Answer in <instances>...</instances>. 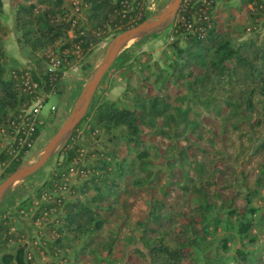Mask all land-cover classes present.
<instances>
[{"label":"trees","instance_id":"obj_1","mask_svg":"<svg viewBox=\"0 0 264 264\" xmlns=\"http://www.w3.org/2000/svg\"><path fill=\"white\" fill-rule=\"evenodd\" d=\"M142 1L11 0L10 26L0 0V181L26 156L13 157L4 146L11 122L40 92L65 91L62 70H50L46 54L72 63L76 46L82 56L96 43L87 31L102 39L145 20ZM248 3L250 24L222 28L215 0H182L170 25V55L140 63L138 85L126 89L129 104L93 99L62 148L64 162L35 195H27L24 181L10 191L5 208L16 206L33 224L44 212L43 222L54 216L45 233L55 237L39 235L25 246L22 229L13 227L3 206L0 264H43L38 248L47 256L44 264H119L117 233L101 237L99 231L106 214L124 221L134 206L131 221L144 247L133 249L137 264H264V172L251 177L229 162L264 152V141L253 148L264 133V32L258 26L264 0H243ZM11 32L25 53L22 66L7 64L4 40ZM26 73L38 85L35 92L23 90ZM53 113L36 127L35 139ZM83 124L89 136L105 135L89 159L78 137ZM80 153L78 173L61 193V173Z\"/></svg>","mask_w":264,"mask_h":264},{"label":"rangeland","instance_id":"obj_2","mask_svg":"<svg viewBox=\"0 0 264 264\" xmlns=\"http://www.w3.org/2000/svg\"><path fill=\"white\" fill-rule=\"evenodd\" d=\"M11 0H3L6 4V13L3 15L4 19L11 17L13 14V9L11 8L10 4ZM170 0H143L142 3L144 4L145 11L147 12V18H153L158 13H160L168 4ZM12 19V18H11ZM175 20V19H174ZM174 22V21H173ZM172 22V23H173ZM171 23V25H172ZM264 21L260 22L259 30L264 32L263 24ZM171 27L170 25L159 32L146 34L138 39L131 40L127 43V45L121 50V53L126 52L125 56L120 60L119 55L115 59L113 65L109 68L106 72L100 84L94 94L93 99H97L98 102L100 101H117L118 105L121 106V103H128L129 101L127 98V86H135L138 85V77H139V65L142 61L149 60L150 62L158 61L162 62L164 57L170 55L169 46L173 43L174 38L170 36ZM117 33L110 32L107 36L102 39H98L94 45L89 47V50L86 54L82 56H78L77 59L73 60L74 66L70 70L69 74L67 73L66 77H64L63 85H64V93L58 96L56 93L51 94L47 101L43 103V107L41 109V114L47 118L50 110V105H55V110L53 113L52 118H49L47 121V125L42 130L38 137V142L36 143L35 147L29 151V153L25 156L23 163H33L36 161L46 143L50 139V137L57 131V129L62 125L65 119L68 117L77 96L79 95L84 82L87 78H89L95 67L103 60L106 53V48L109 43L113 40ZM18 46V45H17ZM21 56L24 58V51L20 52ZM66 86L68 88H66ZM145 91V90H144ZM92 99V100H93ZM262 106V104H261ZM264 109V104H263ZM264 112V111H263ZM263 114V113H262ZM205 121L209 119L204 118ZM214 125H217V121H213ZM85 125H81L78 129V137L79 140L83 141V149L84 153H86L85 159H89L88 153L93 148H101L103 147L105 135L102 132H99L98 137L96 138L95 135H88L85 132ZM264 132V131H263ZM72 135V134H71ZM257 135L258 138H255L253 142V148L256 145H259L262 141H264V133ZM89 138L90 140L84 141V139ZM69 139V138H68ZM67 139V140H68ZM66 142L60 144L54 154L47 160V162L34 174L30 175L29 177L25 178L23 183L26 187V190H29L27 195H35L36 189L47 181L50 175L58 168L59 164L64 162L65 155L61 152L62 148ZM183 145V142H180V145ZM121 147L123 145L121 144ZM253 152V151H252ZM250 152L243 158H239L235 160L234 158L229 159V162L233 164L235 168H241L245 172L251 173V177H254L255 174L259 175L262 171L264 172V152L259 154H254ZM123 153V151H122ZM162 151L160 154L162 155ZM92 158V157H91ZM156 163L161 164V158L155 159ZM162 167L167 168L164 164H161ZM176 179H179V173L176 172ZM129 176L126 177L128 179ZM3 180V179H2ZM173 180V179H172ZM22 181L17 182L12 188L7 192L5 197L3 198L2 202L0 203V209L5 205L6 201L9 199L10 191L13 190L19 183ZM74 182V181H73ZM251 184V182H250ZM169 189V188H168ZM153 192V189H150ZM261 195L264 197V188L261 190ZM120 198H123V193L120 192ZM260 204H264L261 199H259ZM137 206L132 207L128 210L129 217H127L124 221L117 220L116 222L110 221L109 214H106L108 221L106 225L100 229L99 235L103 237V235H107L108 231L110 233H117V255L123 254L119 264H126L130 262L132 264H137V256L133 252V249H128V246L131 243H138L137 236L138 231L134 230V226L132 225L131 218H136V211H138ZM131 213V214H130ZM143 211L138 212V216H141ZM54 216L46 220V222H41L37 228V235H42L43 237H47L50 239H54L55 234H46L45 229L47 226L53 225ZM43 229V231H42ZM125 229L128 234L122 233V230ZM131 230L133 232H131ZM30 243H24V245H29ZM36 245L37 243H32ZM16 245V244H15ZM37 259H39V263H45V259L47 256L43 254L39 248L37 249ZM61 255V254H60ZM58 260V257H57ZM85 261V260H84ZM125 261V262H124Z\"/></svg>","mask_w":264,"mask_h":264},{"label":"water","instance_id":"obj_3","mask_svg":"<svg viewBox=\"0 0 264 264\" xmlns=\"http://www.w3.org/2000/svg\"><path fill=\"white\" fill-rule=\"evenodd\" d=\"M182 4V0H170L166 7L153 18H146L140 23L118 32L106 48L105 57L95 67L92 75L87 78L77 96L75 103L65 121L50 137L46 143L40 157L33 163H22L16 170L0 181V203L7 192L17 182L24 180L37 172L47 160L54 154L56 148L67 141L74 129L81 122L86 114L94 94L100 84V81L113 65L115 59L128 42L138 39L146 34L156 33L168 27L174 21ZM194 19V17H193ZM88 39L98 42V39L92 37L90 31L86 33ZM139 248L144 251L141 242L131 243L128 249ZM125 262V261H124Z\"/></svg>","mask_w":264,"mask_h":264},{"label":"built area","instance_id":"obj_4","mask_svg":"<svg viewBox=\"0 0 264 264\" xmlns=\"http://www.w3.org/2000/svg\"><path fill=\"white\" fill-rule=\"evenodd\" d=\"M77 10V8L75 9ZM75 54L81 56L79 52V47L76 46ZM47 65L50 70H62L63 76H66L67 70L71 68L72 63L66 58L60 57L56 52L50 51L46 54ZM23 90H28L30 93L35 92L38 85L34 82L28 73L25 74V77L22 79ZM50 94H45L40 92L34 101L19 112L17 115V120L12 121L11 125L13 126L11 138L4 143V146H8L7 150L11 156H16L18 153L23 152L25 155L33 149L38 142V138H34V132L36 127L43 124L44 116L41 114V109L46 97H49ZM55 105H50L49 112H54ZM81 162V153L80 155L73 160V162L65 168V171L61 173L62 185L61 193H64L72 181V178L78 173V165ZM81 174L82 171L80 172ZM42 199H45V196H42ZM46 216V212L42 214L41 217L37 220L36 223L40 224L43 218ZM11 230H14L12 227ZM17 240H21L20 238Z\"/></svg>","mask_w":264,"mask_h":264},{"label":"crops","instance_id":"obj_5","mask_svg":"<svg viewBox=\"0 0 264 264\" xmlns=\"http://www.w3.org/2000/svg\"><path fill=\"white\" fill-rule=\"evenodd\" d=\"M215 3H216V11H217L218 19H219V24L221 25L222 28H224L227 23L231 25H237V26H245V25L250 24V21L248 20V12L252 11L251 3H248L246 6L243 5V0H215ZM10 4H11V1H10ZM3 10H4V13L7 12L5 2L3 5ZM11 18L12 16L11 17L9 16V18L3 19V20L7 25L12 26L13 19ZM81 18H82L83 23H85L86 21L85 15L81 14ZM258 24H260V22H258ZM4 44H5L6 54H7V62H8L7 64L9 66L24 65L25 59L21 56V53L17 46L16 35L13 32H11L5 38ZM73 66L74 64H72L71 68L67 70L68 74ZM66 88L68 87L66 86ZM5 210L7 214L10 216L12 223L14 224L13 227L16 226L22 229L23 231L22 234L24 235V239H23L24 243H30L31 239L38 236L37 235V228L39 227L37 226L38 223L33 224L30 221V218L28 216L21 215L16 210V206L15 207L13 206L7 209L5 208Z\"/></svg>","mask_w":264,"mask_h":264}]
</instances>
